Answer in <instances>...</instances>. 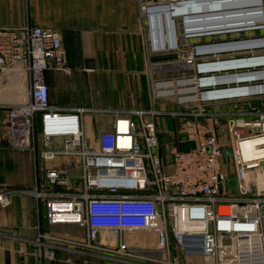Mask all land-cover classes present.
I'll return each mask as SVG.
<instances>
[{"label":"built area","instance_id":"2783aa9c","mask_svg":"<svg viewBox=\"0 0 264 264\" xmlns=\"http://www.w3.org/2000/svg\"><path fill=\"white\" fill-rule=\"evenodd\" d=\"M183 1L188 0H138L149 27L150 55L178 53L185 41L210 38L197 44L188 56L186 66L196 65L195 77L150 76L152 101L144 110L53 107L46 73H71L60 32L31 26L0 28V80L19 71L25 81L20 103L0 104V117L3 111L7 113L11 147L32 152L38 166L61 158L81 170L82 186L72 184L67 169L50 167L45 182L38 177L31 190L21 192L36 200L39 230L44 218L50 225L76 224L86 230L84 238L40 230L35 241L40 249L39 264L53 257L46 247L74 249L124 264H191L181 253L202 255L206 264H264V195H250L246 182L249 172L264 163V63L239 71L200 70L264 59V35L259 34L264 31V0H257L254 6L260 10L261 21L244 31L251 32L250 37L225 38L243 33L236 31L189 34L178 19L173 47L158 49L151 34L150 10ZM163 35L165 38L167 32ZM239 42L254 45L240 51L225 47ZM248 74L254 78L231 81ZM221 93L230 94L218 95ZM167 97H175L181 111L153 106L154 100ZM96 114L110 116L112 129L89 140L85 118ZM167 116L191 123L224 122L229 145H220L213 132L203 134L195 148L176 152L165 164L157 150V123ZM57 138L65 141L61 149L53 143ZM259 138L260 143L248 145ZM227 150L230 156L223 154ZM254 150L262 153L256 155ZM232 175L240 195L226 188ZM11 194L0 192V207L11 205ZM139 230L153 234L154 245H133L126 240L128 233Z\"/></svg>","mask_w":264,"mask_h":264},{"label":"crops","instance_id":"0c3cea01","mask_svg":"<svg viewBox=\"0 0 264 264\" xmlns=\"http://www.w3.org/2000/svg\"><path fill=\"white\" fill-rule=\"evenodd\" d=\"M27 26L52 28L58 30L61 36L65 31L79 32L84 59L94 62L93 69H71L70 74L56 71L46 73L45 80L50 88L53 107L129 111L144 110L150 106L142 96V76L145 71L141 65L146 67L147 64V25L140 14L138 0H0V28L22 29ZM140 54L144 56L142 59ZM50 72L59 73L65 78H55L52 74L56 73ZM87 72L100 76L101 80L97 84L93 82L85 86V81L81 82L80 79L85 74L89 75ZM121 76L122 85L116 82L119 80L116 77ZM83 89L89 93L90 103L75 104V99L82 101L80 92ZM65 93L71 94L70 102L65 100ZM149 97L150 92L145 100ZM85 122L89 140L111 130L113 125L112 118L102 114L88 115ZM222 124L223 135H219L215 129L211 131L216 133L220 145L227 147L229 137L225 132V123ZM64 142L60 138L53 141L58 149L63 147ZM50 167L67 169L72 184L82 186L78 165L70 166L65 159L59 158L54 163L40 162L38 166L32 152L11 147L7 133V113L3 111L0 117V192L7 190L12 194L11 205L0 207V264H39L40 249L35 241L42 229L51 234L75 238L86 236V230L76 224L50 225L45 218L39 230L36 200L21 192L31 190L38 177L41 182H45V171ZM125 237L133 245L155 243L153 234L140 230L128 233ZM48 248L52 250L53 257L45 259L46 264H124L83 255L74 249ZM180 256L191 264L207 263L202 255L181 253Z\"/></svg>","mask_w":264,"mask_h":264},{"label":"rangeland","instance_id":"374dc122","mask_svg":"<svg viewBox=\"0 0 264 264\" xmlns=\"http://www.w3.org/2000/svg\"><path fill=\"white\" fill-rule=\"evenodd\" d=\"M181 19V18H180ZM178 20V23L181 22V20ZM147 26V31H148ZM260 35H264V31H261L259 33ZM251 36V32H243V33H237V34H230L227 35L226 39H237V38H247ZM210 38H201V39H190L188 41H185L183 44V47L180 49L178 53H166V54H159V55H150L148 44H147V64L142 66V70L145 71V74H143V92L142 96L144 97V101L147 102L146 104L151 105V86H150V76H154V78H171V77H178V76H194L195 77V71H196V65L195 68H187V61L188 56L190 52H192L194 47L197 44L200 43H206ZM140 57L142 59L143 54H140ZM142 61V60H141ZM199 60H197L198 64ZM180 66V67H176ZM180 71V72H177ZM56 73V72H52ZM89 75L85 74L83 77H81L80 81L85 83V86L89 83L95 82L96 84L99 82V79L101 80L100 76H95V74ZM55 78H65V76L56 73L52 74ZM49 76V74H48ZM117 78L120 80H117ZM83 79V80H82ZM107 78H105L106 80ZM116 82H120V85L123 84V79L121 77H116ZM148 80V83H147ZM85 89V87H84ZM82 90L80 92V100L75 99L77 102L75 104H87L90 103V95L87 94L85 90ZM150 97L147 98V101L145 100L146 96ZM102 94V93H100ZM128 96V93H126ZM85 96H89L88 98H85ZM95 96L96 93H95ZM64 98L66 101L71 100V94L65 93ZM194 105H197V103H193ZM153 106L159 107L164 111H181V108L176 103L175 97H167L163 98L162 100H154ZM160 108V107H159ZM158 109V108H156ZM158 126V141H159V147L158 151L162 155L164 163L169 164L172 160L173 155L176 152L179 151H186L190 148L195 147L197 141L200 137H202L203 134L209 135L211 130H216L219 135H223L222 131H224V125L222 123H212L210 121L200 120L196 122H188L182 119H174L171 118V116L162 117L158 120L157 123ZM200 127V128H199ZM226 132V131H225ZM216 134V133H215ZM221 141V139H220ZM40 163V162H39ZM247 185H248V191L250 195H264V163L261 164V167L257 170H253L249 172L247 177Z\"/></svg>","mask_w":264,"mask_h":264},{"label":"bare ground","instance_id":"6f19581e","mask_svg":"<svg viewBox=\"0 0 264 264\" xmlns=\"http://www.w3.org/2000/svg\"><path fill=\"white\" fill-rule=\"evenodd\" d=\"M256 3L257 0H197L191 4L178 6L169 4L154 6L149 13L151 34L158 49H163L164 46L173 47L179 26L177 20L180 18L189 34L244 32L255 27L261 21L260 10L254 8L257 5ZM184 11H188V13H182ZM166 32L167 36L164 38L163 34ZM253 45L252 42H239L225 47L240 51L248 50ZM257 63H264V59L203 66L200 70L239 71L241 68L254 67ZM247 70L250 69H244L243 71ZM247 78H254V76L252 74L236 76L231 81L246 80ZM195 89L196 87L192 88V90ZM169 93H172V91H169ZM230 93L218 95H228ZM192 100H194V97H192ZM261 141L260 138L255 139L248 145L258 144ZM258 151L254 150V154L259 155L262 153Z\"/></svg>","mask_w":264,"mask_h":264},{"label":"water","instance_id":"95a60500","mask_svg":"<svg viewBox=\"0 0 264 264\" xmlns=\"http://www.w3.org/2000/svg\"><path fill=\"white\" fill-rule=\"evenodd\" d=\"M197 0L180 2L179 5L191 4ZM172 8V7H171ZM184 14L188 11L182 12ZM62 41L65 50L66 64L70 69L86 68L93 69L92 59H84L81 36L79 32L65 31L62 33ZM238 62V61H234ZM242 62V61H241ZM233 63V62H230ZM229 64V63H228ZM24 76L19 71H12L5 74L0 80V104H18L22 101L24 94ZM224 155H231V151H224ZM226 188L231 190L234 195H240L235 175L230 176Z\"/></svg>","mask_w":264,"mask_h":264},{"label":"trees","instance_id":"16d2710c","mask_svg":"<svg viewBox=\"0 0 264 264\" xmlns=\"http://www.w3.org/2000/svg\"><path fill=\"white\" fill-rule=\"evenodd\" d=\"M50 73H52V72H50ZM47 76V75H46ZM47 83V82H46ZM48 84V83H47ZM48 87H49V85H48ZM49 96H50V88H49ZM51 103V102H50ZM159 152V151H158Z\"/></svg>","mask_w":264,"mask_h":264}]
</instances>
